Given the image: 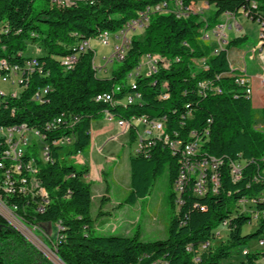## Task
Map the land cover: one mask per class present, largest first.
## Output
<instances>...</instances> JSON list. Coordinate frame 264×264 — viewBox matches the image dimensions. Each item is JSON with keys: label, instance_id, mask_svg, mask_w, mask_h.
I'll return each instance as SVG.
<instances>
[{"label": "trees", "instance_id": "obj_1", "mask_svg": "<svg viewBox=\"0 0 264 264\" xmlns=\"http://www.w3.org/2000/svg\"><path fill=\"white\" fill-rule=\"evenodd\" d=\"M35 1L0 0V63L25 67L31 59L26 55L29 44L45 52L37 57L42 71L27 74L20 95L8 97L0 107V127L41 129L51 152V161L45 163L37 158L36 143L26 149L20 171L30 172L31 165L38 172L36 183L49 201L36 207L23 199L18 201L17 213L49 234L47 240L64 264H163L164 260L168 264H226L232 250L251 237L242 231L249 218L231 219L227 240H214V232L233 216L237 201L264 189V128H256L258 119L264 125V109L256 116L250 80L242 84L237 80L244 77H236L235 83L230 75L237 71L231 68L228 51L239 48L248 36L229 38L223 49L215 51L205 35L227 14L237 17L244 13L261 28L264 0H206L214 8L206 18L200 12L187 16H178L176 11L150 12L143 34L130 39L123 59L115 62L110 77L103 78L97 74L93 50L79 52L70 71L65 70L62 60L73 55L80 43L97 39L104 32L118 35L147 8L173 0H42V8L34 16ZM180 2L192 6L188 0ZM146 55H159L164 58L163 64L148 76H138L133 90L128 86L129 76ZM204 82L221 93H200L199 85ZM116 86L123 87L116 99L136 91L142 96L141 102L128 106L96 102L97 95L111 92ZM240 86L246 89V95ZM46 87L51 88L48 102L33 101L35 92ZM163 93L168 98H161ZM106 113L116 120L131 121L140 116L165 119L164 136L184 142L191 140L192 132L198 134L192 135L194 141L209 131L196 156L199 161L216 165L206 172L207 192L198 197L194 192L196 178L190 176L180 205L176 194L172 195L176 216L165 240L146 242L139 234L100 235L94 229L88 169L73 159L89 148L92 124ZM61 114L69 115L76 124L46 131V123ZM63 137H72V142L55 146ZM129 137L130 144L137 140L135 129ZM169 143L155 139L147 156L130 158L128 204L150 194L166 165L174 185L181 171V154L174 155ZM6 151L0 148V162L13 165ZM242 160L246 163L239 180L234 181L232 164ZM214 176L218 178L217 191ZM27 187L28 180H18V188ZM0 226V264H53L1 216ZM54 230L57 235L52 239ZM209 241L213 242L210 248L201 250L202 244Z\"/></svg>", "mask_w": 264, "mask_h": 264}, {"label": "built area", "instance_id": "obj_2", "mask_svg": "<svg viewBox=\"0 0 264 264\" xmlns=\"http://www.w3.org/2000/svg\"><path fill=\"white\" fill-rule=\"evenodd\" d=\"M137 1V0H134ZM173 7H172V3ZM171 3H162L161 6H155L147 8L145 13L140 14L138 20L129 23L128 27L145 28L148 24V13L150 12H162V11H176L182 13L183 16H187L190 13L199 12L196 10L195 6H183L180 5V0H173ZM67 3V2H66ZM227 25L218 27L219 29H224ZM228 27V26H227ZM124 31H121L120 34L115 36L116 43L113 45V51L109 57H106L105 60L108 63L113 64L114 62L120 61L123 59V51H126L130 45V39L124 35ZM111 35L108 32L102 33L97 40L102 45L111 44ZM91 41H85L78 45L74 50V54L64 57L62 60L63 65L66 71L73 69L75 63L77 62V57L79 52H85L88 50H93ZM264 51V25L261 26L258 46L254 47L252 52L253 55L256 52L262 54L263 59ZM254 57V56H253ZM251 57V58H253ZM143 58L146 59L145 65L146 69L148 68L149 72L157 71L160 63L163 64V59L159 55H146ZM204 63V61H203ZM164 67V66H163ZM96 68V67H95ZM232 68V67H231ZM42 66L40 65L37 58H31L26 62L25 67L20 68L18 66H11L6 62L0 63V79L3 82H11L14 86L22 90V85L24 84L25 76L32 75L35 71L41 72ZM233 70V68H232ZM147 71V73H149ZM234 71V70H233ZM140 74L141 72H137ZM147 73L145 76H147ZM144 74V73H142ZM141 74V75H142ZM27 75V76H28ZM236 83V77H244V79H251L247 75L246 70L237 72L235 74H230ZM140 76L136 73H132L129 76L128 86L133 90H136V78ZM28 78V77H27ZM264 80V79H263ZM200 93H205L208 90L216 91L221 93L219 88H213L211 84L204 82L199 85ZM242 87L244 94L246 95V89ZM123 87L116 86L111 92L99 94L96 96V102H101L110 105H133L138 102H141L142 96L140 93L133 91L124 95L122 99H116V95L122 91ZM51 88L46 87L39 89L35 92L32 100L36 103L43 104L48 102L47 96ZM16 92L7 94L3 90H0V107L3 105L8 97L16 98L20 95ZM167 93H163L161 98H168ZM106 118V114H103ZM109 122H116L118 131L120 135L130 136L131 130L135 129L137 136V145L135 149V155L144 154L147 156V150L150 146L153 145L155 139L163 142H171V150L174 155L181 154L180 164L181 171L174 183L175 194L177 197V202L180 205L182 203L181 196L185 190L187 182L189 181L190 176H195L196 182L194 185V192L198 197H203L207 192L208 182L205 169L206 165L209 164L206 161H199L196 159V156L199 153L201 144L203 143V138L209 136V131L205 130L204 133L199 135V142H192V135H198L196 132L191 133V140L184 142L181 139H173L170 136H164V129H166V120L165 119H149L147 116L134 117L131 121L127 120H110ZM211 123V120H208ZM76 124L75 120H72L71 117L67 114H61L59 117L54 120L46 123L45 130L51 131L60 125H67L73 127ZM141 126L142 132L139 128ZM31 135L34 138V143L39 147V156L44 160L45 163L51 161V152L50 146L47 142L45 133L41 129L29 128L25 125L13 126V127H0V148H7V156L13 157V165H5L2 163L0 166V216L3 217L15 230H17L23 237L32 242L42 253H44L49 259H51L43 249L40 248L33 240H37V233H40L44 236V240L50 238L49 234L41 229L38 225L29 224L27 219L23 215L17 213L19 207L18 201L26 199L28 204H33L36 207H39L43 204L48 203V195L42 194L39 186L36 185V178L38 177V172H35L30 165V172H21L18 170V159H25V147L24 139H30ZM204 136V137H203ZM72 142V137H63L54 143L55 146L68 145ZM172 142H180V149H172ZM245 161L236 162L232 164L233 171H235L237 177L241 176L242 168L245 165ZM29 164V163H28ZM215 165V164H214ZM213 165V166H214ZM216 166V165H215ZM18 180H28L27 188H18ZM255 181H258V178L255 177ZM213 182L217 191L218 178L213 177ZM11 198H16V200H11ZM27 206V205H26ZM233 216L229 219L224 220L221 224L228 232L226 239H223L221 236V231L216 230L214 232V240H227L229 239L231 231V222L233 219L245 216L248 217V221L243 226L242 231L247 226L253 227L254 231L250 234H244L245 236H251L245 244L247 246L240 249L239 252L234 254L230 259L226 260V264H264V189L254 196L244 198L242 201H237L235 209L233 211ZM232 219V220H231ZM52 234V233H51ZM46 243V242H45ZM213 242H206L202 244L201 250H207L210 248ZM52 248V247H50ZM190 251L193 250L192 247L188 248ZM54 250V249H53ZM233 251V250H232ZM56 251L54 250V256ZM52 260V259H51ZM196 261H199L198 258H195ZM53 263V262H52ZM163 264H168L165 260Z\"/></svg>", "mask_w": 264, "mask_h": 264}, {"label": "rangeland", "instance_id": "obj_3", "mask_svg": "<svg viewBox=\"0 0 264 264\" xmlns=\"http://www.w3.org/2000/svg\"><path fill=\"white\" fill-rule=\"evenodd\" d=\"M206 0H204L205 2ZM207 3V2H206ZM43 5L42 0H36L33 4V10H34V16L35 14L41 10ZM181 5V2H180ZM197 10V9H196ZM201 11V10H200ZM214 11V9H212ZM211 11V12H212ZM210 13L207 14L209 16ZM222 24H226L227 26L232 25V29L228 30V36L230 35L231 38L246 35L248 36V40L243 42L240 45V49H246L250 45H255L258 42V35L260 30V25L256 22H253L251 20H248L246 17H244V14L240 13L237 17L233 18L230 15L222 17L219 19L218 23L214 25L209 31H207V34L209 36H215V44H212L215 47H223L227 44L226 37H225V31L228 29L226 26L224 29H219L218 27ZM238 26L242 27V32L238 35L235 33ZM124 35L127 36L129 39H131L133 36H141L144 32L143 28H137L134 29L133 27L126 26L123 30ZM232 33V34H231ZM120 34V32L118 33ZM207 35V36H208ZM115 34L111 35V44L110 45H102L97 39H93L91 41V45L94 51V65L97 69V74L99 77H110L113 65L111 63H107L105 58L109 57L113 51V45L116 43L115 40ZM206 36V35H205ZM206 36V37H207ZM208 38V37H207ZM206 40V39H205ZM218 43V44H217ZM45 52L42 48H40L37 45H28V52L26 55L30 58H37L39 56L44 55ZM260 58V57H259ZM257 58L256 61H251L249 57H246V66H247V75L248 76H254L255 74H260L264 72V58ZM230 59V58H229ZM146 59L143 58L136 70L133 71V73H136L137 75H145L148 68L146 69L145 65ZM230 63L233 64V58H231ZM101 66H104L100 68ZM115 67V66H114ZM141 72L138 74L137 72ZM149 72V71H148ZM150 74L147 73V76ZM248 80V79H246ZM0 90H3L7 94L16 92L19 94L20 88L17 86H14L11 82H3L0 79ZM254 113L256 116L260 115L259 110H254ZM104 119V115L102 117ZM261 120H257L256 122V128L257 129H263V123H261ZM262 125V126H261ZM141 132L142 128L139 126ZM119 133V132H118ZM123 137L121 140L123 142V148L119 154V156L116 155V151L107 152L104 156V163L103 168L101 169L102 178L99 177V179H102L103 182H105V178L107 179L108 186L110 188V194L114 198L115 201L122 202L124 198H127L128 192V183L127 180L124 177V172L126 171V177L128 176V170L130 174V168L127 163L128 157L135 156V149L137 145V141H134L132 144H130L129 136L128 135H120L117 134L113 137V141L120 142V138ZM30 142L33 141L34 138L31 135V138L28 139ZM116 144V143H115ZM89 150H86L82 156L87 157ZM127 152L130 153V155L127 154ZM78 156V155H77ZM75 156L73 159V162L77 164L80 162V159H77ZM40 159V156L37 157ZM214 165H206L205 169H212L215 168ZM127 168V169H125ZM125 169V170H124ZM107 176V177H105ZM88 180V178H87ZM94 186V185H93ZM101 189V190H100ZM93 187V193H94V203L92 206V213L95 215L97 212L98 206L100 204V196L102 194V189ZM175 193L174 186L169 180L168 175V165H166L164 172L157 177V179L154 182L153 187L151 188L150 194L144 198L139 200L135 205L126 204L125 201L123 202V205L128 206L131 213L135 212L133 214L134 217L139 218V222L137 226L134 228L133 233L130 235V237H134V235L139 234L141 239L146 242H152L157 240H165L168 237V227L170 222L173 220V218L176 216V210L172 207L171 199L172 195ZM121 205V204H120ZM137 209V213L136 210ZM217 230L221 231V236L223 239H226L228 232L225 230L223 226H219ZM254 231L253 227L247 226L244 228L243 233L244 234H250ZM99 234V233H97ZM117 234H120L119 232ZM57 235L56 230L53 231L51 234V238L55 239ZM37 245L40 246L41 249L46 252V254L52 259V261L55 264H62L60 261H58L57 258H55L54 250L51 247V243L49 240L46 239V243L44 240V236L40 233H37V240H33ZM248 244H242L235 249H233L232 252L236 254L240 251L243 247L247 246ZM53 263V264H54Z\"/></svg>", "mask_w": 264, "mask_h": 264}, {"label": "crops", "instance_id": "obj_4", "mask_svg": "<svg viewBox=\"0 0 264 264\" xmlns=\"http://www.w3.org/2000/svg\"><path fill=\"white\" fill-rule=\"evenodd\" d=\"M188 1L190 4H193L200 13H203L204 18H206L207 14L210 13L212 9H214L212 6L208 5L206 1L204 2V0H188ZM173 4L174 2L172 3V7H173ZM225 16H229V14ZM231 17L235 18L234 16H231ZM244 17L248 19L246 14H244ZM221 26H224V24L221 23L219 27ZM231 29H232V25L228 26V29L225 31L226 41L229 38H231L230 35L228 36V33H227V31ZM242 30H243L242 27L238 26L235 33L238 35L239 33L242 32ZM260 30H259V34H260ZM207 35L208 34H206V36ZM207 37H208L207 40L211 45L215 44L214 43L215 36L208 35ZM258 38H259V35H258ZM257 46H258V42L255 45H250L246 49L231 48L228 51V56L230 58L229 61L231 60V58H233V64L230 63L233 70L237 72H241L242 70L245 69L247 72L246 57H249L250 60L254 62L256 61L257 58L259 57L262 58L261 57L262 54L259 52H256V54L253 55L252 50L254 47H257ZM221 49H223V47H216L215 51L221 50ZM263 58H264V51H263ZM102 67L104 66H101L100 68ZM250 77L252 78V81L251 79H249L250 85L254 91V96H253V101H252L253 108L254 110L256 109L261 112L264 109V80H263L264 72L260 74L259 73L255 74L254 76H250ZM106 118L110 120H116L115 118H113L111 115H108V114H106ZM106 118L104 116V119L100 118L92 124V128H91L92 140H91V144L89 148L87 149L89 150L87 157L79 154L76 158L77 159L81 158L78 164L85 166L88 169V175H87L88 180L87 181H89L91 184L92 206H93L94 199H95L94 193H93V187L98 188V189L103 187L102 194L100 196L101 201H100V204L98 206V209L95 215H93L92 208H91V216L94 219V229L96 233H99L100 235H105V234L111 235V234H117L119 232L121 235L130 237V235L134 231V228L137 226L139 222L138 220L139 218L134 217L133 214H135V212L131 213L128 206L123 205L124 201L126 204H128L126 202V198H124L122 202L120 201L118 202L114 200V198L110 194V188L108 186V182L106 178H105V182H103L102 179H99V177L102 178L101 169L103 168L104 157H105L104 155L107 152H111L115 150L116 151L115 156H119L120 152L123 151L122 150L123 142L121 141L123 137L120 138V142H115L112 140L115 135L119 134L116 122H109L106 120ZM127 154L130 155L129 152H127ZM130 158L131 157H128V161H127L129 168H130ZM122 172H124V177L127 180V183H128L127 192H129L130 191L129 170H128L127 177L125 174L126 171L122 170ZM135 211L137 213V209Z\"/></svg>", "mask_w": 264, "mask_h": 264}, {"label": "bare ground", "instance_id": "obj_5", "mask_svg": "<svg viewBox=\"0 0 264 264\" xmlns=\"http://www.w3.org/2000/svg\"><path fill=\"white\" fill-rule=\"evenodd\" d=\"M162 4V3H161ZM161 4L160 5H158V6H161ZM181 5H182V3H181ZM176 14L178 15V16H181V15H183L182 13H179V12H176ZM124 55H125V51H123V57H124ZM244 81H247L246 79H241L240 81L239 80H237V82L238 83H244ZM107 114V113H106ZM33 142V141H32ZM32 142H30L28 139H24V147H25V152H26V149L32 144ZM192 142H199V140H198V138H196L194 141H192ZM169 147L171 148V142L169 143ZM172 149H180V142H172ZM5 155H6V157L7 158H11V159H13V157H9V156H7V151L5 152ZM21 161H22V159H18V170H21ZM44 161V160H43ZM0 166H2V162H0ZM232 174H233V176H234V181H237V180H239V178L240 177H237V175H236V173H235V171H233V168H232ZM36 185H38L37 183H36ZM39 186V185H38ZM40 188V187H39ZM41 189V188H40ZM41 191H42V189H41ZM42 194H43V191H42ZM242 200H244V199H240L239 201H242ZM56 258V257H55Z\"/></svg>", "mask_w": 264, "mask_h": 264}, {"label": "water", "instance_id": "obj_6", "mask_svg": "<svg viewBox=\"0 0 264 264\" xmlns=\"http://www.w3.org/2000/svg\"><path fill=\"white\" fill-rule=\"evenodd\" d=\"M0 232H1V226H0ZM55 257L58 259V261H60L62 264H64L57 256V254L55 253ZM51 260V259H50ZM52 261V260H51ZM53 262V261H52ZM54 263V262H53ZM55 264V263H54Z\"/></svg>", "mask_w": 264, "mask_h": 264}]
</instances>
